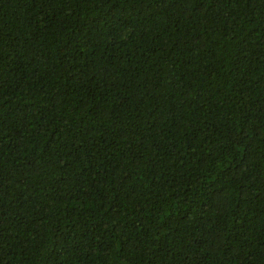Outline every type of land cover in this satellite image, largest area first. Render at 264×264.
<instances>
[{
	"label": "trees",
	"instance_id": "16d2710c",
	"mask_svg": "<svg viewBox=\"0 0 264 264\" xmlns=\"http://www.w3.org/2000/svg\"><path fill=\"white\" fill-rule=\"evenodd\" d=\"M0 264H264V0H0Z\"/></svg>",
	"mask_w": 264,
	"mask_h": 264
}]
</instances>
